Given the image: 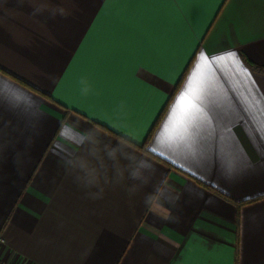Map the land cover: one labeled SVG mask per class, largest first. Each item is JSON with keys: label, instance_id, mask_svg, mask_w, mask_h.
Instances as JSON below:
<instances>
[{"label": "crops", "instance_id": "0c3cea01", "mask_svg": "<svg viewBox=\"0 0 264 264\" xmlns=\"http://www.w3.org/2000/svg\"><path fill=\"white\" fill-rule=\"evenodd\" d=\"M245 58L264 66V0H0V261L264 264V115L245 102L264 73ZM159 117L163 161L139 148ZM89 134L150 167L110 168L93 199L65 164Z\"/></svg>", "mask_w": 264, "mask_h": 264}, {"label": "clouds", "instance_id": "9594fccd", "mask_svg": "<svg viewBox=\"0 0 264 264\" xmlns=\"http://www.w3.org/2000/svg\"><path fill=\"white\" fill-rule=\"evenodd\" d=\"M85 141L91 145L89 150L79 157L71 158L65 161L69 170L77 172L76 180L85 188L98 187L99 191L89 193L95 199L100 198L103 188L100 187L101 180L109 182L108 171L114 173L117 181L124 178V172L127 170L129 178L140 179L141 169L150 167V164L137 158L128 150L129 145L121 143L115 146L104 145L103 155L100 154L99 144L101 139L98 134H89L85 136ZM95 161V163L93 162ZM122 161H127L123 164ZM146 202H148L146 200Z\"/></svg>", "mask_w": 264, "mask_h": 264}, {"label": "snow or ice", "instance_id": "6c2138e0", "mask_svg": "<svg viewBox=\"0 0 264 264\" xmlns=\"http://www.w3.org/2000/svg\"><path fill=\"white\" fill-rule=\"evenodd\" d=\"M18 102H23V103H30L29 98L19 95L15 97ZM245 102L249 103V110L250 112L254 109H259L261 115H264V94H258L257 89L255 87H252L248 93V95L245 97ZM193 107H195V101L193 104ZM233 114L231 111L228 113H225L224 116L226 119H228L230 116ZM250 119H252V116H249ZM216 117H210V120H214ZM184 130H187L188 128L192 129V133L188 138V143H187V148L188 150L193 154V155H198L201 152V145L203 142V135L195 130V126L193 124V111L188 110L184 113ZM234 126L233 123H229L226 125V129L230 134V146L232 148H235L237 150L240 149V145L238 143V140L235 138V135L231 133V128ZM253 127L256 129V134L260 136L261 141H264V135L261 133H264V120L257 121L256 123L253 124ZM173 138H169V141H171ZM251 139V138H250ZM166 144L169 143L168 141L165 142ZM254 147H257L256 144L253 145ZM152 152H156L155 148L151 149ZM258 152L261 155H264V143H262L258 147ZM240 156L244 159H246V153H243L242 151L240 152Z\"/></svg>", "mask_w": 264, "mask_h": 264}, {"label": "trees", "instance_id": "16d2710c", "mask_svg": "<svg viewBox=\"0 0 264 264\" xmlns=\"http://www.w3.org/2000/svg\"><path fill=\"white\" fill-rule=\"evenodd\" d=\"M245 61H246V63L249 65V67H250L252 70L257 71V72L264 73V66H262V65H258V64H255V63H253L251 60H249V59H247V58H245ZM189 66H190V65H189ZM183 76H184V75H183ZM181 81H182V78H181V80L179 81L177 87L179 86V84L181 83ZM161 116H162V115H160V117H161ZM160 117H159V119H157V121H156V123H155V126L151 129L150 133L148 134L147 139H146V142H145L143 145H140L139 148H140L142 151H144L145 153L151 155L152 157H154V158H156V159H159V160H162V161H163V159H162L161 157H159V156L156 155L155 153L151 152V151L147 148V143H148V141H149V139H150V137H151V135H152V133H153L155 127L157 126V124H158V122H159V120H160ZM199 182L201 183V181H199ZM204 185H205L206 187H208L209 189H211V190L217 192V190H215L213 187H211V186H209V185H206V184H204ZM217 193H219V192H217ZM220 194H221V193H220ZM259 198H260V197H259ZM255 199H258V197H257V198H254V199H249V200H246V201L238 202V203L241 204V203H245V202H250V201L255 200Z\"/></svg>", "mask_w": 264, "mask_h": 264}, {"label": "built area", "instance_id": "2783aa9c", "mask_svg": "<svg viewBox=\"0 0 264 264\" xmlns=\"http://www.w3.org/2000/svg\"><path fill=\"white\" fill-rule=\"evenodd\" d=\"M0 264H6V263H4L3 261H0Z\"/></svg>", "mask_w": 264, "mask_h": 264}]
</instances>
